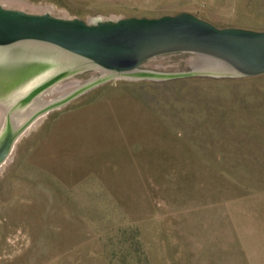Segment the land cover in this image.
<instances>
[{
  "label": "rangeland",
  "instance_id": "obj_1",
  "mask_svg": "<svg viewBox=\"0 0 264 264\" xmlns=\"http://www.w3.org/2000/svg\"><path fill=\"white\" fill-rule=\"evenodd\" d=\"M0 4L87 20L189 11L264 30V0ZM190 58L159 55L141 68L188 71ZM263 226L264 74L111 79L42 116L0 167V264H188L205 231L231 230L259 250Z\"/></svg>",
  "mask_w": 264,
  "mask_h": 264
},
{
  "label": "water",
  "instance_id": "obj_2",
  "mask_svg": "<svg viewBox=\"0 0 264 264\" xmlns=\"http://www.w3.org/2000/svg\"><path fill=\"white\" fill-rule=\"evenodd\" d=\"M191 54L188 71L142 65L159 55ZM99 75L49 101L41 96L81 73ZM264 74V30L219 27L192 12L87 20L0 4V167L42 116L121 77L170 80Z\"/></svg>",
  "mask_w": 264,
  "mask_h": 264
},
{
  "label": "crops",
  "instance_id": "obj_3",
  "mask_svg": "<svg viewBox=\"0 0 264 264\" xmlns=\"http://www.w3.org/2000/svg\"><path fill=\"white\" fill-rule=\"evenodd\" d=\"M236 235L231 230L205 231L198 254L189 257L188 264H264V226L259 250L238 244Z\"/></svg>",
  "mask_w": 264,
  "mask_h": 264
},
{
  "label": "bare ground",
  "instance_id": "obj_4",
  "mask_svg": "<svg viewBox=\"0 0 264 264\" xmlns=\"http://www.w3.org/2000/svg\"><path fill=\"white\" fill-rule=\"evenodd\" d=\"M62 88H65V86H64V85H63V86L60 85V86L56 87V89H60V90H61ZM9 159H10V158H9Z\"/></svg>",
  "mask_w": 264,
  "mask_h": 264
}]
</instances>
